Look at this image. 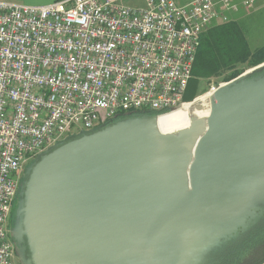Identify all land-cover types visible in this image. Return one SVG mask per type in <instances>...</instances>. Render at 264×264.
I'll use <instances>...</instances> for the list:
<instances>
[{
	"label": "water",
	"instance_id": "95a60500",
	"mask_svg": "<svg viewBox=\"0 0 264 264\" xmlns=\"http://www.w3.org/2000/svg\"><path fill=\"white\" fill-rule=\"evenodd\" d=\"M159 117L81 131L28 165L11 225L21 264H212L264 221V63L213 95L191 191L201 122L162 135Z\"/></svg>",
	"mask_w": 264,
	"mask_h": 264
},
{
	"label": "built area",
	"instance_id": "2783aa9c",
	"mask_svg": "<svg viewBox=\"0 0 264 264\" xmlns=\"http://www.w3.org/2000/svg\"><path fill=\"white\" fill-rule=\"evenodd\" d=\"M177 1L0 0V264H14L7 225L28 165L81 131L190 104L201 37L258 0Z\"/></svg>",
	"mask_w": 264,
	"mask_h": 264
},
{
	"label": "trees",
	"instance_id": "16d2710c",
	"mask_svg": "<svg viewBox=\"0 0 264 264\" xmlns=\"http://www.w3.org/2000/svg\"><path fill=\"white\" fill-rule=\"evenodd\" d=\"M262 63L264 46L252 51L239 23L233 20L218 24L201 37L193 79L184 99L192 102L196 98L200 79L214 78L217 83H228L242 75L245 67L254 68ZM252 254L254 259L246 264L264 262V221L214 254L212 264H244Z\"/></svg>",
	"mask_w": 264,
	"mask_h": 264
},
{
	"label": "bare ground",
	"instance_id": "6f19581e",
	"mask_svg": "<svg viewBox=\"0 0 264 264\" xmlns=\"http://www.w3.org/2000/svg\"><path fill=\"white\" fill-rule=\"evenodd\" d=\"M217 91L211 92L200 99L198 98L199 102L197 100V103L186 104L169 114L160 116L156 121L160 134L175 136H178L182 131L190 129L195 120L201 122V130L195 138L183 166V185L187 191L193 189V175L197 161V150L210 129L212 97Z\"/></svg>",
	"mask_w": 264,
	"mask_h": 264
},
{
	"label": "rangeland",
	"instance_id": "374dc122",
	"mask_svg": "<svg viewBox=\"0 0 264 264\" xmlns=\"http://www.w3.org/2000/svg\"><path fill=\"white\" fill-rule=\"evenodd\" d=\"M190 1L192 0H178L177 3L178 5H185ZM123 4L125 7L134 10L147 9L145 0H123ZM234 21L240 24L241 29L243 30V33L247 39L248 45L252 51H255L256 49L264 46V0H258L255 8L251 11H240L239 13L235 14ZM218 24H223V23H218ZM218 24H215L214 26ZM249 70H251V68L245 67L244 73L248 72ZM209 79L199 80V84L197 85L198 86L197 96L193 101H195L199 97H204L207 95V93H209L208 91L210 87L209 86L210 84L208 83ZM221 84H225V83L221 82ZM192 102H188V103H192ZM7 227L9 229L11 227L10 219L8 221ZM15 255H18V253H16ZM18 257H19V261L22 262L21 257L19 255ZM252 258L254 259L253 254L250 255L245 260L244 264L248 263Z\"/></svg>",
	"mask_w": 264,
	"mask_h": 264
},
{
	"label": "crops",
	"instance_id": "0c3cea01",
	"mask_svg": "<svg viewBox=\"0 0 264 264\" xmlns=\"http://www.w3.org/2000/svg\"><path fill=\"white\" fill-rule=\"evenodd\" d=\"M1 1H7V2H12V3H17V4H24V5L43 6V5L53 4L60 0H1ZM200 98L202 97H199V99ZM196 100H198V98Z\"/></svg>",
	"mask_w": 264,
	"mask_h": 264
},
{
	"label": "flooded vegetation",
	"instance_id": "af4514ba",
	"mask_svg": "<svg viewBox=\"0 0 264 264\" xmlns=\"http://www.w3.org/2000/svg\"><path fill=\"white\" fill-rule=\"evenodd\" d=\"M17 204H15V206H14V208H13V210H12V213H11V216H10V224L11 225H13L14 224V222H15V219H16V206ZM17 253V250H16V248H15V254ZM14 264H21V262L19 261V257H18V255H15L14 256Z\"/></svg>",
	"mask_w": 264,
	"mask_h": 264
}]
</instances>
